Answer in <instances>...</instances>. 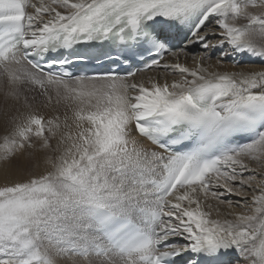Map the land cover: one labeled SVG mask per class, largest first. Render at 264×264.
<instances>
[{"label": "snow or ice", "instance_id": "obj_1", "mask_svg": "<svg viewBox=\"0 0 264 264\" xmlns=\"http://www.w3.org/2000/svg\"><path fill=\"white\" fill-rule=\"evenodd\" d=\"M80 45L116 67L68 70L89 59ZM231 53L264 61V0H0V87L29 109L6 122L0 159L36 140L59 153L0 186V264H264V179L245 176L264 163V71L205 66ZM151 68L175 75L133 79ZM37 89L72 116L31 111ZM244 187L245 211L213 216L209 199L231 208Z\"/></svg>", "mask_w": 264, "mask_h": 264}, {"label": "bare ground", "instance_id": "obj_2", "mask_svg": "<svg viewBox=\"0 0 264 264\" xmlns=\"http://www.w3.org/2000/svg\"><path fill=\"white\" fill-rule=\"evenodd\" d=\"M250 10L251 11H260L259 9H250ZM189 50L192 52H200L198 45L191 46V48ZM230 56H231L232 61L228 62L227 60H225L223 58L220 61V63L218 64L216 56L214 57L216 59H213V55H212L211 60L205 62V66L209 67V71H220V72L227 71V72H238V73L239 72L250 73V72L264 71L263 67L258 66L257 64H251V62L254 60L255 57H252V56L247 55V54H241V53H231ZM166 59L169 63L175 62L174 58L171 56H166ZM257 60H258V62H262V60L258 57H257ZM233 61H236V63H234ZM181 62L187 63L189 67L195 66V61H193L190 57L187 59L182 58ZM174 75H175L174 73L165 72L162 69L151 68L148 71H144L142 73H139L133 79L136 82H144L146 85H149L151 79L163 80L164 78H167L169 81H171V79L174 77ZM0 90H1V88H0ZM3 97H4L3 101H4L5 111L7 109L10 110L12 108V104H11L12 100L11 99L5 100V96H3ZM9 115H10V113H9ZM132 134L134 136H136L138 139H141L143 141L145 147H147L151 150L161 151V149H158L155 145L151 144L150 141H147V140L139 137V134L136 132L134 126L132 129ZM53 140H52V144H53V147L55 148L56 144H57V140L56 139L54 141ZM30 153H31V156H29ZM30 153H28L27 155L22 153L20 159L23 160V164H26V161L29 160V162H31V164L34 165L33 171H34L35 175L42 174L43 172L48 170V168L50 167L49 165H47L45 163L44 157H46V156L55 157L59 154L58 152L41 150L40 149V142H36V148H34V150L30 151ZM17 156H15V157H17ZM15 160H17V159H15ZM10 163H11L10 159L9 160L0 159V181L10 184L12 182L23 181V180H26L28 178L30 173L28 170H26V171L24 170V166H22V167L13 166V167H11ZM248 164H249V168L255 170V172H252V171L246 172L245 176L255 175L256 176V182H259L261 179H264V163L249 160ZM253 187H255V183L253 184ZM252 195H253L252 190L247 188V187H244V188L240 189V192L238 195H226L224 197V199H226L227 201L232 202L231 208H229L227 203L220 204L218 201L213 200V199H209L207 201V203L211 204L213 206V216L214 217L217 214L215 209L219 208L221 218H233L230 216L226 217V214L228 212L240 213L242 211H245V208L241 207L240 205H244L245 200H247L248 203H251ZM59 259H60V257H59ZM56 264H60V263L56 260ZM241 264H243V262H241Z\"/></svg>", "mask_w": 264, "mask_h": 264}, {"label": "rangeland", "instance_id": "obj_3", "mask_svg": "<svg viewBox=\"0 0 264 264\" xmlns=\"http://www.w3.org/2000/svg\"><path fill=\"white\" fill-rule=\"evenodd\" d=\"M244 22L245 21H243V20L238 21V23H244ZM217 55L218 54L213 55V59H216ZM230 55L227 56V57H224V59L227 60L228 62L232 61ZM215 56H216V58H214ZM256 58L257 57L254 58V60L251 62V64H257L258 66H261V67L264 68V61L258 62V60ZM0 88H1V90H0V93H1L0 94V136H2V135H4V126H5L6 122L9 121V119H10V117L12 115L18 114L17 111H16L17 108H19L21 112L29 111V109H25V108L21 107V104L23 103V99H21V101L19 103H17V102L12 100L11 101L12 108L10 110L7 109L5 111V109H4V101H3L4 100L3 96H5L4 95V91L5 90L2 87H0ZM24 95H26L28 97V102L32 105V109H30V110L31 111H35L36 113H38L40 115H44L46 118H53V117L59 115L60 118H61V121H63V118H64L65 114H67L69 117L72 116L71 110L66 108L64 102H61L59 105H57L55 103L47 104L45 102V100H44V97L39 94V90L38 89L35 90V91H26L24 93ZM33 96L36 97L35 100L32 99ZM8 112L10 113V115H9ZM69 122H71V120H69ZM36 142H39V141L36 140L35 143ZM51 143H52V141H51ZM52 146H53V144H52ZM32 150H34V149H26L23 153L27 155ZM21 155L22 154H18L17 157L11 158L10 159V161H11L10 166L11 167H13V166H15V167L24 166V170L25 171L28 170L30 175L34 174V171H33V166L34 165H32L31 162H29V160L26 161V164H23V160L20 159ZM15 159H17V160H15ZM5 184H8V183L0 181V186H3ZM56 260L60 264H88L87 261L83 260L80 257H75L74 259H69L67 257H63V258L60 257V259H59V257H57ZM93 264H98V261L93 260Z\"/></svg>", "mask_w": 264, "mask_h": 264}]
</instances>
